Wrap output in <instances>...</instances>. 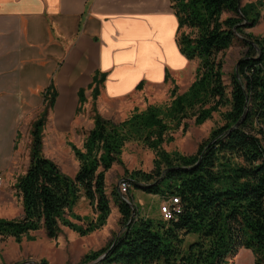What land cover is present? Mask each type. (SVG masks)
Listing matches in <instances>:
<instances>
[{
    "label": "trees",
    "instance_id": "trees-1",
    "mask_svg": "<svg viewBox=\"0 0 264 264\" xmlns=\"http://www.w3.org/2000/svg\"><path fill=\"white\" fill-rule=\"evenodd\" d=\"M169 2L178 23V49L187 60H197L194 80L183 93L172 91L169 104L150 105L119 123L95 116L82 148L72 145L79 162L74 176L42 154L44 118L36 120L28 167L14 184L22 216L0 219V242L8 237L18 241L36 230L55 238L61 226L83 235L104 225L110 214L105 172L119 162L125 142L138 141L155 152L153 169L127 172V180L163 199L178 196L180 211L170 220L147 217L114 189L111 196L123 229L103 248L85 254L82 264H91L102 254L93 264H230L240 248L251 250L255 264H264V36L246 31L258 22L264 0ZM235 40L246 50L226 84L219 54ZM103 79V74H94L88 84L87 88L94 85V97ZM55 96L50 84L44 102L52 107ZM77 97L80 106L85 88L78 89ZM214 112L222 115L223 123L195 154L161 149L165 133L183 118L195 116L196 124H201ZM82 196L98 213L85 228L67 217L80 219L72 208ZM132 210L135 215L127 225ZM190 233L197 238L184 245Z\"/></svg>",
    "mask_w": 264,
    "mask_h": 264
},
{
    "label": "crops",
    "instance_id": "crops-1",
    "mask_svg": "<svg viewBox=\"0 0 264 264\" xmlns=\"http://www.w3.org/2000/svg\"><path fill=\"white\" fill-rule=\"evenodd\" d=\"M177 26L169 0H0V98L25 87L32 95L22 102L44 103L53 84V114L63 120L94 74L104 75L100 99L162 83L190 61L175 41ZM109 215L112 228L120 217L114 199ZM230 264H255L251 250L240 248Z\"/></svg>",
    "mask_w": 264,
    "mask_h": 264
},
{
    "label": "rangeland",
    "instance_id": "rangeland-1",
    "mask_svg": "<svg viewBox=\"0 0 264 264\" xmlns=\"http://www.w3.org/2000/svg\"><path fill=\"white\" fill-rule=\"evenodd\" d=\"M250 1L254 0H240V3ZM246 31L256 36H264V8L258 22ZM245 50L246 47L235 40L219 54L223 64V81L226 84H229V75ZM196 67L197 60H190L180 69L171 70L164 82L148 85L144 83L141 89L113 99H100V86L95 97L92 90L86 88L85 101L80 106L77 103L75 114L63 120H58L53 114V106L49 107L45 102H22L23 96L28 98L32 95L25 87L19 95L18 92H5L7 100L0 98V219L22 216V203L14 184L28 167L31 129L36 120L44 118L41 128L42 154L53 160L60 170L73 175L79 162L74 156L72 145L78 149L82 148L85 136L94 126L95 116L119 123L150 105L169 104L173 98L172 91L181 94L194 80ZM222 123V115L219 112H214L201 124H196L195 116L183 118L177 127L165 133L160 147L168 153L195 154L199 146L208 139L211 131ZM56 136L59 137L58 140L55 139ZM154 157L155 152L138 141L124 143L119 162H114L105 172V187L110 204L114 199L111 192L118 189L117 185L121 179H127L126 173L132 170L150 172L153 169ZM121 195L125 199L133 198L132 202L134 201L139 209L143 207L142 211L147 217L161 218L158 208L163 200L161 196L153 197L141 189L132 187L130 183L127 192ZM139 200H142L143 205L138 203ZM72 213L77 214L80 219L67 215L68 219L82 228H85L90 220L95 221L98 215L84 196L74 205ZM109 220L111 221L110 215L104 225L83 235L68 226H61V232L55 238L47 237L43 230L31 231L18 241L8 237L0 242V264H17L21 261L35 263L42 259L48 264H82L85 254L103 248L122 231L121 215L119 220L114 221L112 228H108ZM196 238V234H188L184 245Z\"/></svg>",
    "mask_w": 264,
    "mask_h": 264
},
{
    "label": "built area",
    "instance_id": "built-area-1",
    "mask_svg": "<svg viewBox=\"0 0 264 264\" xmlns=\"http://www.w3.org/2000/svg\"><path fill=\"white\" fill-rule=\"evenodd\" d=\"M129 189V181L121 179L118 182V190L121 194H125ZM180 211L178 196H169L164 199L159 205V213L163 220L172 219L176 213Z\"/></svg>",
    "mask_w": 264,
    "mask_h": 264
},
{
    "label": "water",
    "instance_id": "water-1",
    "mask_svg": "<svg viewBox=\"0 0 264 264\" xmlns=\"http://www.w3.org/2000/svg\"><path fill=\"white\" fill-rule=\"evenodd\" d=\"M124 199H125V198H124ZM125 200H126L128 203H130L127 199H125ZM130 204H131V203H130ZM134 215H135V211L132 210L131 217H130L129 221L127 222V225L132 221ZM104 255H105V254H102V255H100L99 257H97L93 262H91V264L96 263V262H98L99 260H101V259L104 257ZM29 262H32V261H24V263H29Z\"/></svg>",
    "mask_w": 264,
    "mask_h": 264
}]
</instances>
